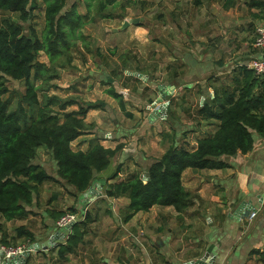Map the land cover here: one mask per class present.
Masks as SVG:
<instances>
[{
  "label": "trees",
  "instance_id": "1",
  "mask_svg": "<svg viewBox=\"0 0 264 264\" xmlns=\"http://www.w3.org/2000/svg\"><path fill=\"white\" fill-rule=\"evenodd\" d=\"M40 1L43 3L44 25L38 32L32 18ZM114 2L97 0L96 9L101 17H110L104 10ZM249 5L259 9L260 13L254 15L264 22V1L251 0ZM14 13L16 18L12 15ZM86 17V13L77 11V0H0V217L9 221L36 212L39 186L47 180H61L66 192L74 198L73 203H68V211L75 213L76 219L67 229L56 223L67 212L58 209L41 211L47 220V229L55 227L59 232L57 236L63 229V237L59 241H56L57 238L54 240L57 242V256L61 259H66L67 254H77L87 242L92 216L90 211L84 210V205L90 196L126 197L128 203L119 212L122 222L128 221L138 211H148L153 205L172 206L182 220L184 212L199 198L197 193L183 186V171L186 168L229 167L230 157L253 149L254 134L264 137V73L255 75L244 62L239 63L229 72L228 83L221 82L220 85L218 82V85L210 82L211 77L215 81H223V76H228V73L220 76L209 73L207 79L198 83L199 91L207 98L195 107L194 118L198 121L215 120L217 124L212 133L199 137L192 149L183 144L170 143L161 155L144 157L142 172L136 171L125 179L106 181L118 174V166H114L111 172L102 175L110 168L112 159L122 147L121 143L113 148L104 146L94 136L85 150L71 147L74 139L91 131L94 125L87 123L84 117L89 109L98 105L76 97L47 94V90L56 85L43 84L58 76V68L70 63L72 40L82 37ZM40 51L47 55L50 65L39 61L37 56ZM124 65L123 69H130L126 63ZM218 65H222L221 61ZM111 76L106 93L117 99L122 109L124 95L113 86L117 74L111 72ZM133 78L138 79L136 76ZM10 80L24 81V91L14 108H10L9 99L5 98L8 92L6 81ZM36 80H41V83L36 84ZM173 85L177 87L175 83ZM208 86L213 88L212 95ZM38 91H41V99ZM147 101L151 102V97ZM72 104H76L77 108L67 110V106ZM168 113L167 108L166 119ZM41 146L54 161L55 175L48 173L36 161V150ZM143 175L146 180H143ZM97 181L100 182V191L88 192ZM85 192L88 194L85 195ZM54 197L56 195L53 194L51 198ZM108 213L119 222L110 210ZM0 231V244L6 246L12 245L17 238L27 243L37 239L26 225L15 227L16 234L11 239L1 226ZM38 252L48 254L44 249L33 251L35 255L28 254L22 264H31L29 261ZM253 253L258 255L257 261L264 264V250L254 249Z\"/></svg>",
  "mask_w": 264,
  "mask_h": 264
},
{
  "label": "rangeland",
  "instance_id": "2",
  "mask_svg": "<svg viewBox=\"0 0 264 264\" xmlns=\"http://www.w3.org/2000/svg\"><path fill=\"white\" fill-rule=\"evenodd\" d=\"M220 4L221 2L215 3V7L218 9ZM87 5H89L88 12ZM96 8L97 0H77V11L87 14L81 30L82 37L72 40L70 63L58 68V76L56 78L43 82L44 85H56L50 87L47 90V94H56L62 98L76 97L80 101L91 102V100H94V103L99 102V100L106 101V107L92 112L89 119L90 122L88 123H92L94 126L90 129L91 131H87L85 134L93 133L94 136L104 137L105 133L114 132L116 127L119 131H124V128H127L126 133L130 132V136L133 134L134 139L130 138V136L129 138L125 137L126 143H122L129 146L134 145L136 148L138 146L149 147L155 142L156 144H160L164 149L162 144L166 147L174 142L192 149L196 145V140L205 134H210L211 129H214L217 122L215 121L214 123L211 120L210 122L206 121L201 124L200 121L194 118L195 107L198 103L204 101V98H207L206 95L203 96L201 91H199L198 83L194 85L189 84L188 87L190 88L180 87L179 90L177 85V92H175L176 88H173L169 91V95L165 93L166 91L163 88L164 80L167 79L170 71L173 70V67L170 66L173 60L170 59L171 48L174 45L180 44H198L199 46L196 48L197 52L201 57H204L205 54V57L202 61L196 62L197 65L211 66L210 59L218 57L221 50L223 58L228 55L230 52V50H227L228 45L235 47L234 50H237V52H241L246 47H242L244 44L236 47L240 41L242 43L245 42L247 45L254 41V24L242 21L235 25L234 30L233 28L228 29L221 22L222 20L212 13L210 7L202 9L201 4L194 3L192 0H115L112 5L107 6L104 10V13L110 14L108 18L101 17ZM249 8L251 7L248 1L246 4L241 5L237 13L245 16L244 13ZM34 13L32 24L36 31L40 32L44 25L42 1L39 2V6ZM233 14L235 15L234 12ZM12 15L16 18L15 13ZM218 16H220L219 13ZM130 18L139 19L138 23H129L127 26L122 27L123 21ZM215 43H218V51H215ZM255 57H261V53L255 52ZM37 58L39 61L50 65L49 59L43 51L38 53ZM124 63L130 69H123ZM187 63L191 65L192 59L188 58ZM214 68V66L209 67L211 70ZM137 69L140 70L139 73L143 74L145 79L138 77L136 80L133 78L134 75L127 73V70L138 72ZM207 70L204 69V72L200 73L203 76V80L208 78L209 73L211 75L214 74L213 71L208 72ZM111 72L117 74L113 86L117 90H121L123 95L125 94L124 98H127L126 109H121L118 100H114L106 93V89L110 86L107 81L112 80ZM195 77L198 76H190L191 79H195ZM223 77V81H215V78L211 77L210 82H214L215 84H218V82L219 84L221 82L228 83L230 78L228 76L225 77V75ZM35 83L40 84L41 80H36ZM6 84L8 92L5 98L9 99L10 108H14L20 94L24 91V81L10 80L6 81ZM174 92L176 93L175 96L170 98V94ZM41 96V91H38L39 99H41ZM149 97L152 99L151 102L147 101ZM157 97H161L162 101L169 100L167 107L169 109V116L167 119L166 116L164 118L160 116L161 118L157 119L156 124L150 126L151 122H148L146 119L149 109L145 107V104L149 106L154 104L153 102ZM156 105L158 104L155 103L153 106ZM133 106L137 107L140 115L138 118L131 120L129 118L131 115L128 113L129 111L131 113L134 111L133 109L135 108ZM75 108H77V105L72 104L67 106L66 109ZM133 113L136 112L134 111ZM138 121L142 125L136 124ZM122 127L123 129H120ZM133 127L134 129L131 130ZM207 128L209 131H207ZM254 135L257 138L262 137L258 134ZM79 139L82 138H77V140L71 142L73 149H76L79 145L80 142H77ZM261 144L262 154L258 156L259 158L264 155L263 139ZM36 151V161L42 164L48 173L55 175V164L50 153L42 146L38 147ZM124 155L121 163L123 166L120 171L124 173L122 174L124 178H127L136 171L142 172V165L145 163L144 159L139 157L138 159L140 160H137V154L135 155V153ZM256 161L251 164L255 166ZM126 164L129 165L126 166ZM260 167H264V156L261 158V161H258V169ZM186 171L184 180L186 177L188 180L193 178L194 183L192 185L195 190H198L202 184L209 182L210 174H206L208 173L206 172L207 169ZM257 173L258 175L251 178L258 185L257 191H251L250 184H248L249 193H244L242 187L233 178L215 180V183L219 181L226 182L231 195L238 197L239 203L241 200L251 199L250 210H256L251 222L247 218L244 220L239 219L237 215L232 214L231 209H228L222 217L221 225H216L215 223L210 224V226L208 225L210 227L209 239L217 236L221 239L222 249L230 246L233 248L232 253L227 259V264H244L251 249L255 247V243L260 241L264 243V202L261 201V197L264 196V177L259 171ZM200 177H203L204 180H199ZM39 187L40 190L37 198L38 209L36 212L30 213L25 218L9 221H4L0 217V226L2 230L4 229L8 233L7 237L9 239L15 236V227L26 225L34 233V236L37 237L35 242L39 244L38 249L30 251V253L42 251L43 249L48 251L47 255L38 252L36 256H32L29 261L31 264H84V261H89V253L92 255L98 253V257L99 255L107 256L108 252L114 254L122 252L140 253L141 249L144 252L152 253V248H150L147 242L149 235H153L154 233L157 236L163 235V232L158 233L159 231H155V227L159 223H164L165 220L171 218L167 210L150 207L147 212L135 218L134 222H131L130 219L127 222L118 223L105 212L107 206L104 200L99 197L100 195L90 196L84 205V210L90 211L92 216V221L88 225L89 232L86 235L89 241L81 246L79 254H67L66 259H61L56 253L55 245L57 242L54 241V238H51L54 235H49L51 239L48 242L44 241L42 243L41 241V237L44 236L47 229L45 227L47 220L42 216L41 211L58 209L69 212L67 203L73 202L74 198L66 192L67 189L64 188L61 180H47ZM53 194L56 197L51 198ZM239 203L235 206L234 211L237 209ZM112 207V210L118 214L121 211L120 208L123 207V203H121V206L114 203ZM205 207L203 200L200 201V205H192L185 212L186 218H183L182 222L189 221L188 225H190V228L194 225H199L200 228L198 229L202 231L201 228L208 223V217L202 214V212L204 211L206 215H211V211L207 212ZM211 218L217 219L212 215ZM175 219L178 223L179 219ZM255 220L257 221L254 225L253 221ZM244 226L246 227L244 228ZM60 230V235H62L63 229L61 228ZM136 239L142 240L146 248L143 249L140 246V249L139 245L133 242H137ZM31 244L21 238L15 239L14 243L10 246L0 244V264L7 257L19 255L23 248L26 251L27 247ZM49 248L51 249L49 250ZM217 252L219 251L217 250ZM221 254L219 253L216 259L218 264L223 263L220 259ZM211 264H215V260Z\"/></svg>",
  "mask_w": 264,
  "mask_h": 264
},
{
  "label": "crops",
  "instance_id": "3",
  "mask_svg": "<svg viewBox=\"0 0 264 264\" xmlns=\"http://www.w3.org/2000/svg\"><path fill=\"white\" fill-rule=\"evenodd\" d=\"M194 3H199L202 5V9H206L209 8L211 9L212 13L215 14V16L219 17L222 21V23L224 24V26L228 29L233 28V30L235 29V25H237L239 22L242 21H248L251 24H254V28L256 25L258 24H264V22L262 21V19H259L258 17H256L254 14L256 12H259L258 8L255 7H251L249 8L248 11H246L244 14L245 16H242V14H238L237 11L239 8H241V5L246 4V2H250V0H192ZM264 1V0H263ZM219 2H221L219 8L217 9L215 7V3L218 4ZM233 12L235 13V15L233 14ZM218 13L220 14V16H218ZM255 33V32H254ZM196 43V42H195ZM240 44H244L242 45L245 46L246 48L243 49L241 52H237V50H234L235 47L228 45L227 50H230V52L228 53L227 56H225L223 58V56H221V51L219 52V56L218 57H214L212 59H210V63L211 66L215 67L213 70L209 69V67L211 66H204V65H197L196 62H200L202 61V59L205 57H201V55H199V53L197 52V47L199 46L198 44H194V45H174L171 48V52H170V59H173L171 61V67H175V69L172 71H170V74L168 75L167 79L164 80V91H166L165 93H169L170 90L173 89L172 85L173 83H175L176 85H178V90L180 87L185 88L184 86H188L189 84L194 85L196 83H199L201 81H203V79L201 77H203L202 75L198 76L201 72H204V69H208L207 71H213L214 74L213 75H223L225 73H228V77L230 76L229 72L239 63H243L247 60H249L252 57H255V52H258L259 54L261 53V50L258 49L257 47H255L253 45V41L248 44L250 45V47H248V45L244 42L242 43L241 41L237 44L236 47H239ZM218 43H215V51H218ZM217 48V49H216ZM239 49V48H238ZM212 50L214 51V48L212 47ZM191 58L192 59V64L189 65L187 63V59ZM221 61L222 65L219 66L218 62ZM177 62V63H174ZM191 66V68H190ZM189 68V69H188ZM201 71V72H200ZM175 76V78L173 79V76ZM191 75H195L198 77H195V79H191L190 76ZM174 86V85H173ZM175 88V87H174ZM208 90L210 92V94H212L213 88L208 86ZM175 92H177V87L175 89ZM170 94V98H173V96H175L176 93ZM125 95V94H124ZM169 95V94H168ZM110 96V95H108ZM111 98H113L112 96H110ZM114 100H116L115 98H113ZM126 101L127 98H123V104H124V109H126L125 105H126ZM92 103H94V100H91ZM106 102V101H105ZM104 101L99 100V102H95L94 104L98 105L97 108H91L87 111L86 113V117H84V120L88 123L90 122L89 119L91 117L92 112L98 110V109H102L104 107L107 106V103L105 104ZM159 104V103H157ZM75 105V104H73ZM154 104L148 106V104H145V107L148 108V112H147V116L146 119L148 122H151L150 126L154 124H156V121L158 118H161L158 114L153 113V108L155 106H153ZM133 109L136 113H133L134 111H129V115H131L129 118L135 119L138 118L140 115L139 110H137L136 106H133ZM76 109V108H75ZM123 109V108H122ZM201 122V124H203V122L205 123L206 121L204 120H199ZM211 121V120H210ZM207 121V122H210ZM212 122L215 123V120H213ZM136 124L138 125H142V123L140 121H138ZM125 126V125H123ZM216 126L214 127V129H211V133L215 130ZM120 129H123L120 128ZM125 130H121L119 131V129H117V127L114 129V132H107L105 133L104 137L103 136H97L100 143L104 146H108V147H115L117 144H122L121 149L119 150V152L117 153V155L112 159L111 164L109 165L110 168L107 169L106 172H103L102 175L104 174H108L109 172H111L112 168L114 166H118V174L115 178L111 179V180H107L108 182L110 181H114V180H118V179H125L123 177L120 171L122 170V158L123 155H130L135 153V155L137 154V160L139 157H141L142 159H144L145 161V155L148 156H159L161 155L164 150L166 149V147L168 146H164V149L162 148V146L160 144H156L155 142H153V145L151 146H144V147H139L138 148H142V149H138L136 148L134 145H127V144H123L126 143L125 142V137L129 138L130 136V132L126 133V130H128L127 128H124ZM134 127L131 129L133 130ZM207 131H209V129L207 128ZM207 135V134H205ZM203 135V136H205ZM94 137L93 133H83L81 135H79L77 138H82L79 139V141H77L79 143V145L76 148L85 150L88 147V141ZM74 139V140H77ZM130 138L134 139V135L132 134V136H130ZM261 138V139H260ZM262 139L264 140V137H256L255 139V143L253 146V149L245 154H239L235 157H230L228 159L230 166L226 167V168H222V169H207L206 174H210L209 177V182H206L205 184H202V186L198 189L195 190L194 186L192 185L193 182V178H190V180H188V178L186 177L184 180V174H186V170H192L191 168H186L183 173H182V184L185 187V189L191 191V192H195L199 195V198L195 200L196 205H200V201L203 200V205L206 206L205 209H207V212L211 211V215L213 217H216L217 219L211 218V215H206V213L203 211L202 214H204L206 217H208V223L206 226H203L202 231H200L198 228L199 225H194L193 227L190 228V225H188L189 221H184L182 222L181 219H179L177 217V212L173 209L172 206H160V205H153L152 207H157V209H164L167 210L169 212V217H171L168 220H165L164 223H159V225H157V227H155V231H159L163 232L164 234L161 236H157L156 233H154L153 235H149V238L147 240L150 248H152V253L150 252H140V253H132V252H122V253H109L108 255H99L98 257V253L95 255L90 254L89 261L85 262L84 264H185L188 261H195L196 259L202 258V257H206V264H211L213 263V261L215 260V264H218L216 262V259L219 255V253H222L220 256L221 261L223 262L222 264H227V259L229 257V255L232 253L233 248L227 247L226 249H222L221 247V242H220V238H218L217 236H215V238L213 239H209L208 238V234L210 233V224L215 223L216 225H221L222 224V217L223 215L228 211V209H231L232 214L237 215L239 219H246L251 222L253 219L254 214L251 212V210H248V208L246 207V205H243V207L241 208V210H235L234 208L235 206L239 203V199L238 197H233L231 195V192L229 190V186L228 184H226V182H222L219 181L218 183H215V180H223L226 178H233L234 180L237 181V184L242 187L244 193H249V188H248V184H250L251 187V191H257V187L258 185L251 180L252 177H254L255 175H258L257 171H259V173L264 177V167H260L258 169V161H261V158L264 156H261L260 158L258 156H260L262 154L261 148H262ZM73 140V141H74ZM123 142V143H122ZM130 144H134V143H130ZM148 148V149H147ZM147 149V151H145ZM157 152V153H155ZM124 155V156H125ZM259 158V159H258ZM257 160V161H256ZM131 161V160H130ZM256 164L255 166H253L251 163L255 162ZM138 165H140L139 163H137ZM261 164V163H260ZM259 164V165H260ZM129 164H126V166H128ZM134 165V164H131ZM133 167V166H132ZM131 167V168H132ZM111 169V170H110ZM195 170V169H193ZM109 171V172H108ZM130 176V175H129ZM102 179H104L105 177H101ZM106 179V178H105ZM199 180H204L203 177H200ZM100 187V182H95L93 184L92 190L89 191L90 193H95L99 192L101 188ZM99 188V189H97ZM99 190V191H97ZM264 190V187H263ZM264 192V191H263ZM93 196H97L96 194ZM92 197V196H91ZM100 198H102L107 206V209L105 212H107V214L109 216H111L113 218V216L108 213V211L110 210L115 216L118 217L119 222L120 221V215L119 213H115L112 209V205H114V203H117L119 206H121V203H123V207L128 203V199L124 196H120V197H107V196H103L100 195ZM242 201V200H241ZM240 201V202H241ZM243 201H249L246 203L252 202L251 199L249 200H243ZM261 201L264 202V196L261 197ZM74 202V201H73ZM70 202V203H73ZM69 203V202H68ZM67 203V204H68ZM193 204V205H194ZM121 207L120 210L123 208ZM211 209V210H210ZM250 209V208H249ZM118 210V211H120ZM234 211V212H233ZM263 211V209H262ZM147 212V211H138L136 212V214H134L130 219L131 222H134L135 218H137L138 216H140L142 213ZM251 217H248L250 216ZM168 218V216H167ZM179 219V222H176V219ZM183 218H186L185 212L183 214ZM129 219V220H130ZM115 220V219H114ZM257 220L253 221V224L255 225ZM118 222V223H119ZM127 222V221H126ZM177 223V225H175ZM183 224H185L183 226ZM209 225V226H208ZM246 226H244L245 228ZM59 230V229H58ZM56 228L54 227L53 229H47L44 233V236H42L41 241L42 243L44 241H50L49 239V235H54V239L57 238L56 241H59L62 238V235H58L59 232H56ZM61 231V230H59ZM40 239V238H39ZM136 241H133L135 244H138L139 248L140 246L144 249L145 247V243L141 240L136 239ZM89 241V240H87ZM40 242V240H39ZM254 249H258L259 251H263L264 250V243L262 241L255 243V247L251 249L250 254L248 255V257L246 258L244 264H261V262L257 261V257L258 255L253 253ZM217 250L219 252H217ZM79 254V253H78ZM85 259V258H83ZM86 260V259H85ZM220 264V263H219Z\"/></svg>",
  "mask_w": 264,
  "mask_h": 264
},
{
  "label": "water",
  "instance_id": "4",
  "mask_svg": "<svg viewBox=\"0 0 264 264\" xmlns=\"http://www.w3.org/2000/svg\"><path fill=\"white\" fill-rule=\"evenodd\" d=\"M138 20L139 19H137V18H130L128 20H124L123 23H122V27L127 26L129 23H138ZM127 73L130 74V75H134L136 77H139V78L141 77V78L145 79V77L143 76V74H141L139 72H136V71H128L127 70ZM172 87L174 88L173 85H172ZM153 103L154 104L155 103L156 104L159 103V104L156 105L153 108V111L152 112L153 113H156L159 116H161V117L164 118L166 116V110H167V107H168V104H169V100L167 99L166 101L165 100L162 101V98L161 97H157ZM91 190H92V188H89L88 189V192L91 191ZM88 192H85L84 194L87 195ZM246 202H249V201H241L239 203V205H238V207H237L236 210H241V208L243 207V205H246V207L248 208V210H250L249 209L250 208V205H249V203H246ZM251 211H252L253 214L256 213V210L255 209H253ZM249 217H251V215ZM61 234H62V237H63L64 234L63 233H61ZM51 238H53V237H51ZM38 246H39V244L37 242H34V243H32L31 245H29L27 247L26 251L21 252L19 255H12V256L7 257L6 259H4L2 261V264H22L24 262V260H25V257L30 253V251L38 249ZM205 260H206V257H202V258L196 259L195 261H188L185 264H206V261Z\"/></svg>",
  "mask_w": 264,
  "mask_h": 264
},
{
  "label": "built area",
  "instance_id": "5",
  "mask_svg": "<svg viewBox=\"0 0 264 264\" xmlns=\"http://www.w3.org/2000/svg\"><path fill=\"white\" fill-rule=\"evenodd\" d=\"M254 41L253 45L261 50V57L256 58L252 57L249 60L245 61L243 64L253 71L255 75H260L264 73V24H258L255 26L254 31ZM143 175V180H146ZM76 214L72 212H67L61 215L56 221L57 225L60 227L69 228L70 224L76 219ZM25 248L22 249L23 252Z\"/></svg>",
  "mask_w": 264,
  "mask_h": 264
}]
</instances>
